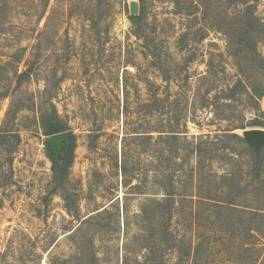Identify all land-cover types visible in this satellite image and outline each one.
<instances>
[{
    "label": "rangeland",
    "instance_id": "374dc122",
    "mask_svg": "<svg viewBox=\"0 0 264 264\" xmlns=\"http://www.w3.org/2000/svg\"><path fill=\"white\" fill-rule=\"evenodd\" d=\"M130 1L48 0L42 14L44 0H0V264H178L154 242L164 192L197 183L192 166L209 171L207 195L233 203L200 206L196 223L179 204L170 226L182 264H194L195 241L211 264H264V148L254 178L250 147L233 137L264 121V96L256 104L221 92L244 80L241 70L260 82L259 68L242 57L237 65L222 32L183 36L191 21L171 0H144L135 36ZM251 2L264 22V0ZM257 51L264 56V42ZM27 67L14 99L2 96ZM52 110L73 136L66 179L48 156L41 115Z\"/></svg>",
    "mask_w": 264,
    "mask_h": 264
},
{
    "label": "trees",
    "instance_id": "16d2710c",
    "mask_svg": "<svg viewBox=\"0 0 264 264\" xmlns=\"http://www.w3.org/2000/svg\"><path fill=\"white\" fill-rule=\"evenodd\" d=\"M175 11L191 21L190 25H185V32L182 33L183 36H187L192 34V36L197 35L198 37H193L197 42L201 41L207 35L208 30H214L218 32H222L226 38L227 42V52L229 56H231L235 62H238L239 57H242L245 65L249 66L253 63L259 68L261 77L260 82L258 80H252L248 75L246 76L244 71L241 70V74L244 76V80L242 78H238L236 82H233L231 85H226L221 89L223 93V99L226 100H235L237 96L244 95L247 100L251 103L259 104L260 99L264 96V56L257 51V44L259 42H264V22L260 20L258 15L256 14V5L251 2V0H171ZM188 5H185V4ZM8 4L7 1L4 3ZM48 4V0H44V3L41 9V13L43 14L46 10ZM144 0L139 1V11L137 14H128V18L133 26V34L137 37H142L141 31H144L143 23L145 21L144 14ZM220 12L219 15H212L210 17L211 12ZM233 10V11H232ZM42 14L40 16H42ZM39 16V17H40ZM187 19V20H188ZM196 23V24H195ZM144 38V37H143ZM156 55V54H155ZM21 58H18L15 62L19 63ZM237 65H241L239 62ZM241 68V67H240ZM15 76L14 86L8 91L6 90L2 93V96H11L14 94L16 89L18 88V81L21 79H28L30 76V69L28 67L23 71H18L17 69L13 72ZM12 99L13 96H11ZM14 104L10 103L9 110H7L6 116L8 117L12 111V106ZM42 125L44 134L50 137L54 133L64 132L65 139L62 143L61 149L57 150L50 142L47 140L48 145V156L52 162V168L54 173L60 179H66L70 163L72 160V153L74 149L73 136L71 132H67V128L60 121L58 114L55 110H52L49 113H42ZM252 127L262 128L264 127V121L262 119H253L251 122ZM244 128V127H241ZM13 130V129H9ZM6 131L3 127H0V132ZM176 132V131H170ZM169 135V134H168ZM171 136H177L176 134H172ZM233 137L241 141V137L237 133H233ZM199 143H194L193 150L194 154H200V146L201 142L205 143L209 141L211 138L208 134L205 136L199 137ZM251 157V174L254 178H259L260 170L262 167L261 160L259 159L256 162L255 156L250 149L248 151ZM192 175L196 171L199 177V181L195 184L192 183L191 179L188 178V182L186 184H182L179 189L174 185L175 182H172V185L169 186L168 189L165 190L164 198L160 201L162 206L159 204V200L151 199L152 201H156V204L161 206L160 217L166 220V225L164 229L162 228L163 236L159 237V239L155 240V244L164 245L172 248L177 253V263L182 264V258L180 254L179 246L182 243L180 239V235L174 232L171 229V220L178 216L179 204L187 203L188 210L190 212V217L192 221L196 223V215L197 210L200 206L206 207L208 210L213 209L214 207L224 206L225 208H231L230 205L233 203L228 200L223 199H215L210 195L205 193V189L210 185L211 176L209 175V171L203 169L200 171L198 167L192 166ZM194 169V170H193ZM204 173H206L205 179H207V184H200V180L204 178ZM228 173H223L220 177L225 179L228 177ZM190 177V176H188ZM192 178V176H191ZM179 186V185H178ZM225 187V186H224ZM205 188V189H203ZM155 203V202H154ZM156 210V209H155ZM193 223V222H190ZM208 234V233H207ZM199 238V235H198ZM202 242V239H200ZM199 244V241L194 243V247H190V253L195 259L194 264H211L208 258H198V253L200 255V251L198 252L197 248H195L196 244ZM193 244V243H192ZM252 244V243H251ZM256 247L254 245L246 246L245 243L241 245L242 250H252Z\"/></svg>",
    "mask_w": 264,
    "mask_h": 264
},
{
    "label": "water",
    "instance_id": "95a60500",
    "mask_svg": "<svg viewBox=\"0 0 264 264\" xmlns=\"http://www.w3.org/2000/svg\"><path fill=\"white\" fill-rule=\"evenodd\" d=\"M139 11L138 2L131 0L129 2V13L137 14ZM241 138L252 150L256 162L259 161L261 153L264 148V128H248L244 129ZM65 139L64 132L54 133L49 137V142L57 149L60 150L62 143Z\"/></svg>",
    "mask_w": 264,
    "mask_h": 264
}]
</instances>
